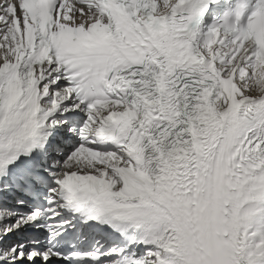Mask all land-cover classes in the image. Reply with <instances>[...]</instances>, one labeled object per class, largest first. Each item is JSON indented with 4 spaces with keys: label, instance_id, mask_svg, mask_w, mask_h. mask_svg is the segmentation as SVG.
Returning <instances> with one entry per match:
<instances>
[{
    "label": "snow or ice",
    "instance_id": "obj_1",
    "mask_svg": "<svg viewBox=\"0 0 264 264\" xmlns=\"http://www.w3.org/2000/svg\"><path fill=\"white\" fill-rule=\"evenodd\" d=\"M0 264H264V0H0Z\"/></svg>",
    "mask_w": 264,
    "mask_h": 264
}]
</instances>
